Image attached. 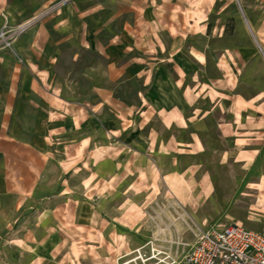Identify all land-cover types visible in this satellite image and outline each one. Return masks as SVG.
Listing matches in <instances>:
<instances>
[{
    "label": "crops",
    "instance_id": "0c3cea01",
    "mask_svg": "<svg viewBox=\"0 0 264 264\" xmlns=\"http://www.w3.org/2000/svg\"><path fill=\"white\" fill-rule=\"evenodd\" d=\"M54 1L0 0V33L21 30L0 44V264H119L158 240L148 204L170 196L197 213L214 195L213 153L261 162L264 0H129L125 19L102 21L117 32L84 28L106 68L77 102L43 65L50 20L73 7L28 26ZM55 171L58 190L42 194Z\"/></svg>",
    "mask_w": 264,
    "mask_h": 264
},
{
    "label": "rangeland",
    "instance_id": "374dc122",
    "mask_svg": "<svg viewBox=\"0 0 264 264\" xmlns=\"http://www.w3.org/2000/svg\"><path fill=\"white\" fill-rule=\"evenodd\" d=\"M128 1L55 0L50 8L41 12L38 21L50 18L57 10L68 5L73 7L72 11L75 13V16L73 15L75 19L73 17L71 19L70 13L68 12V15L64 10L60 16L50 18V23L58 26L53 33L57 36L45 59L47 61L44 60L43 64L47 66L48 77L63 98L74 102L86 98L94 100V87L104 82L106 62L94 46V40L84 41L82 37L84 28L90 30L93 35L98 31L101 40L117 32L121 27V21L115 23L113 27L102 21L112 13L118 14L119 20L125 19ZM237 13L238 9L231 7L225 16L238 17ZM61 18H69V24L63 26L64 21ZM206 138L212 147L221 146L214 123H210ZM217 154L209 156L207 167L214 178V195L202 202L197 213L186 211L170 196L164 201L152 202L146 206L148 221L152 228H156L155 235L158 239L155 240L154 234H151L149 240L155 242L158 250L167 252L172 257H181L195 243L197 235L210 227H225L237 223L250 230L264 231V154L261 162L252 168H244L235 162L222 165L218 162ZM184 158L182 159L186 160ZM49 175L53 185L44 187L42 194L58 190L57 171ZM261 181L263 184H260ZM177 242L180 243L179 246ZM145 250L149 252L150 247ZM157 257L163 260L166 256L161 253ZM128 258L130 257L121 261Z\"/></svg>",
    "mask_w": 264,
    "mask_h": 264
},
{
    "label": "built area",
    "instance_id": "2783aa9c",
    "mask_svg": "<svg viewBox=\"0 0 264 264\" xmlns=\"http://www.w3.org/2000/svg\"><path fill=\"white\" fill-rule=\"evenodd\" d=\"M39 18L36 17L28 26ZM20 31L4 29L0 33V44L10 47L13 35ZM177 244L179 246L180 243ZM155 245L154 241H148L119 264H264V231L250 230L237 223L202 230L189 251L181 257H172ZM147 247H150L149 252H145ZM160 252L166 256L163 260L157 257Z\"/></svg>",
    "mask_w": 264,
    "mask_h": 264
}]
</instances>
